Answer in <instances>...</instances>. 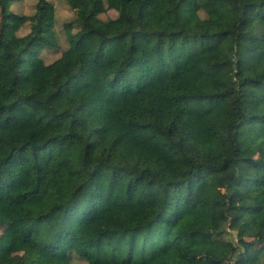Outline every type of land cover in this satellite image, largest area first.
Masks as SVG:
<instances>
[{
  "label": "trees",
  "instance_id": "16d2710c",
  "mask_svg": "<svg viewBox=\"0 0 264 264\" xmlns=\"http://www.w3.org/2000/svg\"><path fill=\"white\" fill-rule=\"evenodd\" d=\"M17 1L0 225L27 247L0 264H264V0H64L77 31L51 62L54 4Z\"/></svg>",
  "mask_w": 264,
  "mask_h": 264
},
{
  "label": "rangeland",
  "instance_id": "374dc122",
  "mask_svg": "<svg viewBox=\"0 0 264 264\" xmlns=\"http://www.w3.org/2000/svg\"><path fill=\"white\" fill-rule=\"evenodd\" d=\"M51 1L56 8V41L53 46L43 50V57L45 61L51 62L56 59L61 53L69 46L67 39V28L66 26L74 25L76 11L72 9L68 3L64 0H49ZM38 0H20L11 5V10L16 13H22L26 15H32L35 13L37 8ZM117 12L115 10H110L107 13L102 14L103 18L115 17ZM1 10H0V27H1ZM31 24L27 22L25 26L20 30L21 34H25L30 31ZM73 31H77V26H73ZM197 181H191L187 184V191L196 187ZM187 195V194H186ZM193 200L188 204L190 209L192 206ZM251 213V212H250ZM26 245L20 243L14 236L12 229L8 225H0V255H14L22 254L26 250ZM82 260L74 259L73 264H82Z\"/></svg>",
  "mask_w": 264,
  "mask_h": 264
}]
</instances>
